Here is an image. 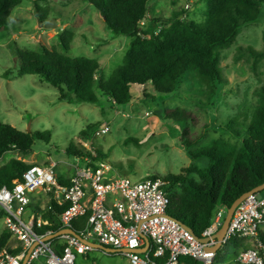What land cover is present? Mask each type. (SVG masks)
<instances>
[{
	"label": "rangeland",
	"instance_id": "374dc122",
	"mask_svg": "<svg viewBox=\"0 0 264 264\" xmlns=\"http://www.w3.org/2000/svg\"><path fill=\"white\" fill-rule=\"evenodd\" d=\"M36 5L47 9V18H53L57 28H39ZM181 12L185 20L204 25V0H149L147 3L149 17L166 20L173 13ZM147 20H143L145 24ZM8 21V27L0 31V121L21 132L47 130L51 137L47 143L36 139L27 155L14 151L5 153L0 158V166L10 158L43 165L50 157L56 163L57 175H62L63 180L73 175L76 168L82 169L87 162L95 165L101 160L111 166L113 175H129L132 179L178 174L191 162L180 146L185 139L183 132L189 138H199L193 149L215 139H224L238 146L241 140L225 130V123L235 118L238 121L236 128L241 130L244 126L241 121L250 117L257 104L259 90L264 87V57L256 61L247 54L235 57L238 46L264 51V5L258 20L244 25L235 41L220 51L224 84L214 106L198 103L205 102V88L192 73L185 76L173 96L153 93V98H144L142 90L132 88V99L121 107L112 105L100 95H97V104L59 102L57 90L38 76L17 75L19 64L14 58V47L33 50L55 45L59 52L70 57L97 58L101 64L99 76L104 81L121 63L130 38L113 36L105 27L102 16L85 0H23L20 7L12 10ZM62 30L73 33L68 52L58 44V34ZM8 69L11 73L5 78L3 73ZM146 92L151 91L146 89ZM176 107L190 111L193 117L187 122L165 118L163 109ZM105 122L109 132L96 136L93 131ZM91 124L95 128L88 129ZM70 145L85 157L67 155L65 150ZM97 153H101L103 158L98 159ZM195 162L198 166L204 164V160ZM4 229L3 219H0V233ZM16 241L11 237L7 246L16 245ZM233 246H222L213 264H234L237 249ZM256 247L255 243L250 248ZM87 253L84 256L76 254L74 264H128L120 253L106 254L94 247Z\"/></svg>",
	"mask_w": 264,
	"mask_h": 264
},
{
	"label": "trees",
	"instance_id": "16d2710c",
	"mask_svg": "<svg viewBox=\"0 0 264 264\" xmlns=\"http://www.w3.org/2000/svg\"><path fill=\"white\" fill-rule=\"evenodd\" d=\"M22 1L0 0V31L8 27V17L13 9L21 6ZM85 1L102 16L105 27L113 36L130 38L121 63L111 70L107 79H100L101 64L97 58L70 57L59 52L55 45L33 50L14 47V58L19 64L17 75L38 76L41 81L57 90L59 102L97 104V95H100L117 107L130 102L132 88L142 90L144 98H153V93L173 96L189 73L205 88V102L198 103L214 106L220 87L224 84L220 51L227 49L235 41L244 25L258 20L261 6L264 5V0H204L206 18L204 25H198L185 20L183 12L173 13L166 20L154 16L147 20L149 0ZM35 8L38 10L36 15L39 22L48 20L45 7L36 5ZM143 20H147L146 24L141 25ZM158 27L159 30L156 31ZM72 39L73 33L70 30H62L58 34V44L64 52L69 51ZM243 54L251 56L254 61L264 57V51H256L250 46H238L235 57ZM10 73L9 69L5 70L3 77L8 78ZM146 89L151 92H146ZM163 113L165 118L175 121L187 122L193 117L190 111L180 107L164 108ZM241 122L244 125L241 130L236 128L238 121L235 118L225 123V130L235 139L241 140L238 146L229 144L224 139H215L205 146L193 149L199 138H189L184 131L185 139H182L180 146L185 149L191 162L178 174H168L161 178L166 182L167 214L187 226L197 237L210 224L217 207L230 206L241 194L264 183V87L259 90L257 104L250 117ZM87 128H95V125H88ZM50 137L47 130L21 132L0 121V158L10 151L27 155L32 151L36 139L47 143ZM65 153L74 158L85 157L72 145L66 148ZM96 157L103 158L101 153H97ZM197 160H204V164L198 166L195 162ZM29 166L22 160L10 158L0 166V188H11L13 180L21 182L23 173ZM90 166L94 167V164L91 163ZM61 182L67 184L68 180ZM49 205L50 209L47 208L43 217L51 225L43 226L37 232L51 230L54 234L61 229L55 220L59 218L64 206H58L53 201ZM3 217L4 212L0 210V219ZM85 221L86 216L75 220L72 231L77 233L81 230ZM10 238V232L6 228L2 230L0 251L4 249L15 254L21 246L18 244L14 248H8ZM55 238L57 237L53 241ZM258 240L264 246V236L258 234ZM244 241V238L231 237L227 244L234 245L236 249ZM55 249L61 251L62 246L58 244ZM220 249L216 251L215 257ZM177 264L201 262L182 256L178 258Z\"/></svg>",
	"mask_w": 264,
	"mask_h": 264
},
{
	"label": "built area",
	"instance_id": "2783aa9c",
	"mask_svg": "<svg viewBox=\"0 0 264 264\" xmlns=\"http://www.w3.org/2000/svg\"><path fill=\"white\" fill-rule=\"evenodd\" d=\"M108 132L106 122L94 130L96 136ZM55 168L56 163L52 161L47 165L32 164L24 171L21 182L13 180L11 188H0L5 228L21 246L15 254L1 250L0 264H21L31 246L25 264H74L76 254L83 255L92 248L82 240L123 250L119 253L128 264H177L182 256L192 257L201 264H213L216 251L208 248L216 244L212 235L223 222L225 207L214 211L210 224L200 236L208 240L202 243L184 224L167 214L166 182L161 178L113 175L111 166L101 160L94 167L87 162L82 169L76 168L68 183L63 184ZM37 190L49 194L56 205L64 206L59 216L61 229L72 230L73 222L86 216L83 228L76 233L78 236L57 237L62 239L61 251L55 249L58 244L53 238H46L53 234L51 230L37 232L50 225L49 221L26 217L29 195ZM262 225L264 191L248 195L229 221L222 245L231 237L257 241L256 248L237 252L236 264H264V246L258 240ZM143 247V252H136Z\"/></svg>",
	"mask_w": 264,
	"mask_h": 264
},
{
	"label": "water",
	"instance_id": "95a60500",
	"mask_svg": "<svg viewBox=\"0 0 264 264\" xmlns=\"http://www.w3.org/2000/svg\"><path fill=\"white\" fill-rule=\"evenodd\" d=\"M39 22V21H38ZM39 28L40 29H55L57 28L56 26V21L53 19V18H50L48 20H46L45 22H39ZM261 191H264V183L256 186L255 188L251 189L250 191L248 192H245L243 194H241L238 198H236L231 204L230 206L228 207H225V217L223 219V222L220 226V228L217 230V232H215L213 235H212V238L215 239L216 241V244L213 248H208L209 250L211 251H217L221 246H222V240L225 236V233H226V230L228 228V225H229V221L231 219V216L235 210V208L248 196V195H251V194H254V193H258V192H261ZM184 227H186L190 232H192L187 226L183 225ZM65 234H69V235H74V236H78L75 232H73L71 229H67V228H64V229H60L59 231L56 232V234H52L51 236H47L46 238L49 239V238H54L55 236H59V235H65ZM197 240L200 241V242H206L208 240V237H200L198 238L197 237ZM84 241L87 245L91 246L92 248H99L101 249L103 252L105 253H108V254H112V253H119V252H123V250H116V249H112V248H106V247H103L99 244H96V243H92V242H88V241H85V240H82ZM33 248V246H31L27 253H26V256L25 258L23 259V261L21 262V264H25L26 262V259L29 255V252L31 251V249ZM145 249V247L141 248V249H138L136 250V252L140 253V252H143Z\"/></svg>",
	"mask_w": 264,
	"mask_h": 264
},
{
	"label": "crops",
	"instance_id": "0c3cea01",
	"mask_svg": "<svg viewBox=\"0 0 264 264\" xmlns=\"http://www.w3.org/2000/svg\"><path fill=\"white\" fill-rule=\"evenodd\" d=\"M148 17H149V15L147 14L146 18H148ZM47 159H49V160L46 162V164H49V162H51V161L54 162L53 159H51L50 157L47 158ZM38 165H42V164H38ZM55 173H56V176H57L58 180L60 179V182L61 181H66L72 176V174H70V176L65 177L64 180H63V179H61L62 175L60 177L57 175V169L56 168H55ZM127 176H129V175H127ZM145 177H147V176H145ZM29 199H30V201H29V205H28V207L26 209V217L27 218H40L42 220L48 221L47 219H45L43 217V214L48 210L47 208L50 206L49 204L53 201L52 197L49 194H46L43 190H37V191H35V192H33V193H31L29 195ZM45 201H47V203H45ZM53 202L55 203V201H53ZM55 223L56 224L59 223V218L57 220H55ZM49 224L51 225V223H49ZM50 225H48V226H50ZM258 234L264 236V225H262L259 228ZM60 241H62V239L57 238V239H55L54 242H55V244H59ZM256 242L257 241L255 239H245V241L242 243V246L240 248H236L237 249L236 251L238 252L240 250H245L247 248H250L251 245L254 246ZM18 244L19 243L17 242L16 245H13L12 247H8V248H10V249L14 248ZM106 254H108V253H106ZM84 255H86V253L83 254V256Z\"/></svg>",
	"mask_w": 264,
	"mask_h": 264
},
{
	"label": "clouds",
	"instance_id": "9594fccd",
	"mask_svg": "<svg viewBox=\"0 0 264 264\" xmlns=\"http://www.w3.org/2000/svg\"><path fill=\"white\" fill-rule=\"evenodd\" d=\"M143 23H144V21L141 22V25H143ZM30 165H32V164H30ZM37 165H38V164H37ZM44 165H47V164H44ZM2 219H3V218H2ZM58 231H59V230H58ZM55 234H56V233H55ZM59 236H60V235H59ZM55 237H58V236H55ZM222 246H223V245H222ZM222 246H221V247H222ZM221 247H220V248H221ZM234 263H235V262H234Z\"/></svg>",
	"mask_w": 264,
	"mask_h": 264
}]
</instances>
